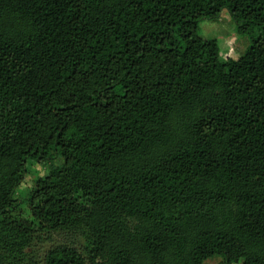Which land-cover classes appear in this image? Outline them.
Returning a JSON list of instances; mask_svg holds the SVG:
<instances>
[{
	"label": "trees",
	"instance_id": "16d2710c",
	"mask_svg": "<svg viewBox=\"0 0 264 264\" xmlns=\"http://www.w3.org/2000/svg\"><path fill=\"white\" fill-rule=\"evenodd\" d=\"M43 232L84 241L45 264H264V0H0V264Z\"/></svg>",
	"mask_w": 264,
	"mask_h": 264
},
{
	"label": "rangeland",
	"instance_id": "374dc122",
	"mask_svg": "<svg viewBox=\"0 0 264 264\" xmlns=\"http://www.w3.org/2000/svg\"><path fill=\"white\" fill-rule=\"evenodd\" d=\"M235 22L230 17L227 10H222L217 18L202 20L199 23V34L205 39H216L223 58L232 57L237 59L249 45L246 36L239 35L236 31ZM61 159H54L53 163L60 162ZM48 165L40 162H30L24 178L16 190L14 197L18 200L16 213L23 218H30V210L26 204L27 196L35 185V181L48 173ZM73 245L81 248L84 245L83 238L78 234L67 233H41L31 236L30 244L24 249L22 260L25 264L35 262L45 264L44 260L48 251L60 244ZM12 257L7 258V264H14ZM221 257L215 256L207 259L204 264H218Z\"/></svg>",
	"mask_w": 264,
	"mask_h": 264
}]
</instances>
